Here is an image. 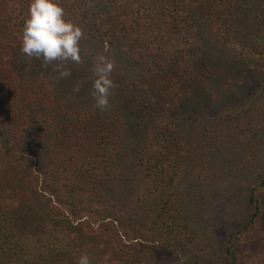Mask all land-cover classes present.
Returning <instances> with one entry per match:
<instances>
[{
  "label": "rangeland",
  "instance_id": "rangeland-1",
  "mask_svg": "<svg viewBox=\"0 0 264 264\" xmlns=\"http://www.w3.org/2000/svg\"><path fill=\"white\" fill-rule=\"evenodd\" d=\"M240 10L232 23L249 46L256 40L264 44L262 1L250 0ZM195 32L200 36L203 30ZM20 35L14 30L3 39L0 61L6 71L0 83L6 78L22 99L33 95L39 103L43 94L51 101L29 109L43 125L41 131L27 126L8 151L0 141L1 213L20 206L24 216L41 218L38 232L54 231L71 247L83 235L85 246H76L66 257L74 264L88 252L95 254L93 264H195L208 256L220 264H264V66L252 70L237 52L219 51L205 34L186 49L192 70L177 91L163 87L140 95L135 89L146 85L149 54L135 63L132 48L97 35L80 42L81 63L64 62L70 75L57 78L51 65L42 67L41 60L21 53ZM98 55L115 65L110 110L123 130L114 148L107 145L116 153L112 171L95 191L86 185L81 189L80 182L68 183L71 167L63 164L73 156L75 113H87L86 120L93 121L104 115L90 95L91 65ZM172 62L165 60L155 70L165 71ZM133 90L146 105L130 100ZM162 154L171 160L172 197L182 209L178 222L192 238L181 249L177 245L185 236L169 234L175 251L165 246L168 236L138 224L130 205L143 184L148 189L136 171L148 165L149 155ZM134 159H139L136 166ZM252 194L256 203L250 201ZM87 201L89 207L80 209Z\"/></svg>",
  "mask_w": 264,
  "mask_h": 264
},
{
  "label": "trees",
  "instance_id": "trees-1",
  "mask_svg": "<svg viewBox=\"0 0 264 264\" xmlns=\"http://www.w3.org/2000/svg\"><path fill=\"white\" fill-rule=\"evenodd\" d=\"M107 1L57 0L64 9L65 18L78 24L83 30L84 38L80 42L97 35H103L107 40L116 38L122 41L123 45L132 48L130 57L135 63H140L139 57L143 54L145 58L149 54L151 61L147 57L149 64L146 63L143 76L146 85L135 89L140 95L163 87L177 91L180 80L189 69L192 70L185 60L186 49H190L191 41L205 34H207L205 37L207 41L219 47L218 50L224 53L237 52L241 58L252 65V70L258 72L259 67L264 66L263 42L256 40L249 46L246 35L240 33V30L232 23L238 19L235 15L236 10L242 11L241 5L246 6L250 0ZM261 1L264 6V0ZM28 5L29 0H0V56L5 44L3 39L14 30L20 31L21 34ZM191 22L195 26L191 25ZM199 27L203 30L200 36L195 32ZM165 60L173 62L170 67H165V71L159 73L154 66H161ZM5 71L0 61V75L3 76L4 74L1 73ZM8 86L5 78L0 83V141L3 142L7 151L14 148L13 141L18 140V136L27 129V126H37V130L41 131L43 125L39 124L40 121H36V118H32V112L29 109H34V104L40 105L51 101L43 94L38 95L39 103L35 101L37 97L33 95L22 99L12 83V89ZM130 100L139 106L145 104L134 90L131 92ZM27 104L29 107H26ZM99 113L101 115L103 113V117L100 121H93L86 120L87 113L77 111L75 114L78 120L72 123L70 138L71 144H74L73 156L67 157L68 160L63 166L71 167V177L67 178L68 183L80 182L81 189L86 185L99 191L107 183L106 177L112 171L110 165L116 155L115 152H110L107 145L114 148L123 130L110 109L99 110ZM52 140L51 138L50 141L53 144ZM88 140L89 144H87ZM138 161L139 159H134L133 165L136 166ZM140 162L142 164V160ZM147 162L148 165L140 166L141 169L138 168L136 171V175L141 177L142 174L144 181L147 180L145 185H148V189L143 184L142 187L145 190L141 188L140 191L142 189L143 191H137L138 194L130 200L131 209L134 212L132 216H137L140 219L138 224L146 226L151 232H160L161 235L166 236L170 234L173 237L177 233L180 236L183 234L185 237L177 246L181 249L188 247L192 238L189 239L186 227L178 222L182 211L181 204L172 197V189L175 186L171 182L174 176L169 174L171 160L165 154L149 155ZM59 174L60 171L57 175ZM250 201L256 203L253 194ZM89 204L87 201L81 205L80 209L86 210ZM8 212V210L0 212V264H62L65 262L74 264L66 257L70 256L76 246L83 247L84 241L87 242L84 236L80 237L79 234V238L71 247L68 245L70 243L66 240L62 241L60 234L54 231L50 232L44 228L45 232H38L39 226H42L40 217L33 220L31 216H24L20 206L13 207L9 214ZM172 236L166 238L165 246L175 251L176 246L172 242ZM88 253L90 263L93 264L95 254ZM230 254L233 257V253L230 252ZM208 257L204 259V262L192 261V263L220 264L211 256Z\"/></svg>",
  "mask_w": 264,
  "mask_h": 264
},
{
  "label": "clouds",
  "instance_id": "clouds-1",
  "mask_svg": "<svg viewBox=\"0 0 264 264\" xmlns=\"http://www.w3.org/2000/svg\"><path fill=\"white\" fill-rule=\"evenodd\" d=\"M83 38L81 27L65 18L64 9L57 0H29L20 35V51L26 57L41 60L42 67L51 65L57 78H65L70 72L64 62L81 63L80 41ZM114 67L113 61L105 55L93 59L90 95L98 110L107 111L111 107ZM76 264H90V257L81 254Z\"/></svg>",
  "mask_w": 264,
  "mask_h": 264
}]
</instances>
